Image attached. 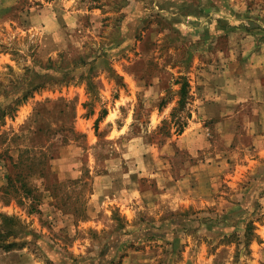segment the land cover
Returning <instances> with one entry per match:
<instances>
[{
	"label": "rangeland",
	"instance_id": "1",
	"mask_svg": "<svg viewBox=\"0 0 264 264\" xmlns=\"http://www.w3.org/2000/svg\"><path fill=\"white\" fill-rule=\"evenodd\" d=\"M0 264H264V0L3 4Z\"/></svg>",
	"mask_w": 264,
	"mask_h": 264
},
{
	"label": "crops",
	"instance_id": "2",
	"mask_svg": "<svg viewBox=\"0 0 264 264\" xmlns=\"http://www.w3.org/2000/svg\"><path fill=\"white\" fill-rule=\"evenodd\" d=\"M16 0H0V8L3 7V4H15Z\"/></svg>",
	"mask_w": 264,
	"mask_h": 264
},
{
	"label": "trees",
	"instance_id": "3",
	"mask_svg": "<svg viewBox=\"0 0 264 264\" xmlns=\"http://www.w3.org/2000/svg\"><path fill=\"white\" fill-rule=\"evenodd\" d=\"M12 245H14V244H10V245H5V247L7 248V247H11Z\"/></svg>",
	"mask_w": 264,
	"mask_h": 264
}]
</instances>
